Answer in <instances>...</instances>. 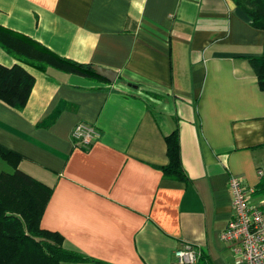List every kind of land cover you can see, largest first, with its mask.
Wrapping results in <instances>:
<instances>
[{"label":"crops","instance_id":"crops-1","mask_svg":"<svg viewBox=\"0 0 264 264\" xmlns=\"http://www.w3.org/2000/svg\"><path fill=\"white\" fill-rule=\"evenodd\" d=\"M0 25L117 72L106 83L24 66L25 106L0 101V144L52 188L40 226L94 259L71 264H181L185 241L198 264H233L220 238L228 179L255 188L264 171V91L248 61L264 31L231 0H0ZM13 63L0 49V64ZM77 122L99 132L88 147L73 145ZM174 129L185 181L159 169Z\"/></svg>","mask_w":264,"mask_h":264},{"label":"trees","instance_id":"trees-1","mask_svg":"<svg viewBox=\"0 0 264 264\" xmlns=\"http://www.w3.org/2000/svg\"><path fill=\"white\" fill-rule=\"evenodd\" d=\"M249 20V25L264 31V0H231ZM0 49L11 56V66L0 64V101L21 110L29 97L34 77L24 66L45 72L54 68L88 79L108 83L95 74L92 63H82L59 56L28 36L0 25ZM264 91V39L262 52L248 59ZM60 107L39 125L48 126ZM167 163L160 166L166 178L185 181L177 130L164 137ZM22 156L0 144V160L12 169L0 172V264H63L94 260L64 244L63 236L40 226V218L52 188L18 168ZM253 193L264 198V172Z\"/></svg>","mask_w":264,"mask_h":264},{"label":"built area","instance_id":"built-area-1","mask_svg":"<svg viewBox=\"0 0 264 264\" xmlns=\"http://www.w3.org/2000/svg\"><path fill=\"white\" fill-rule=\"evenodd\" d=\"M99 137L98 130L89 124L77 122L70 131L75 146L88 147ZM264 171L259 170L262 175ZM231 195V216L220 231L227 244L233 264H264V198L250 201L254 188L231 174L228 179ZM200 252L188 241L176 248L174 258L181 264H198Z\"/></svg>","mask_w":264,"mask_h":264},{"label":"water","instance_id":"water-1","mask_svg":"<svg viewBox=\"0 0 264 264\" xmlns=\"http://www.w3.org/2000/svg\"><path fill=\"white\" fill-rule=\"evenodd\" d=\"M92 69L96 75L103 77L108 82H114L117 78V72L115 70L105 68L99 65H92Z\"/></svg>","mask_w":264,"mask_h":264},{"label":"rangeland","instance_id":"rangeland-1","mask_svg":"<svg viewBox=\"0 0 264 264\" xmlns=\"http://www.w3.org/2000/svg\"><path fill=\"white\" fill-rule=\"evenodd\" d=\"M11 172L12 169L9 165H7L4 161L0 160V172ZM63 264H71V262L67 263V262H63Z\"/></svg>","mask_w":264,"mask_h":264}]
</instances>
